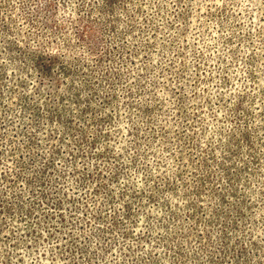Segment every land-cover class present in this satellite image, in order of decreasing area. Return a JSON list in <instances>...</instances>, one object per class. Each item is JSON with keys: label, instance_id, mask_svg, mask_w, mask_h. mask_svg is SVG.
<instances>
[{"label": "rangeland", "instance_id": "1", "mask_svg": "<svg viewBox=\"0 0 264 264\" xmlns=\"http://www.w3.org/2000/svg\"><path fill=\"white\" fill-rule=\"evenodd\" d=\"M0 264H264V0H0Z\"/></svg>", "mask_w": 264, "mask_h": 264}]
</instances>
